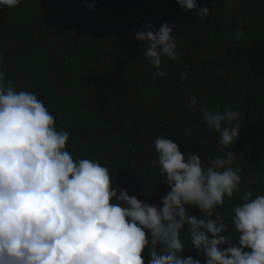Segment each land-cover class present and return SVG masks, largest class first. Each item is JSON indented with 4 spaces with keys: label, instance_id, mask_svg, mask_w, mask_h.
Segmentation results:
<instances>
[{
    "label": "trees",
    "instance_id": "16d2710c",
    "mask_svg": "<svg viewBox=\"0 0 264 264\" xmlns=\"http://www.w3.org/2000/svg\"><path fill=\"white\" fill-rule=\"evenodd\" d=\"M197 4L210 15L199 18L176 0H20L0 7V54L6 79L34 92L57 129L69 133L74 158L99 160L114 186L158 207L168 186L152 164L157 136L207 161L222 152L200 108L238 111L241 130L230 150L242 169L240 191L216 209L232 234V208L242 195H264V0ZM148 23L174 25L178 44V58H164L166 75L156 79L134 34L152 30ZM188 212L200 216L196 207ZM181 239L183 255L203 261L186 231Z\"/></svg>",
    "mask_w": 264,
    "mask_h": 264
},
{
    "label": "clouds",
    "instance_id": "9594fccd",
    "mask_svg": "<svg viewBox=\"0 0 264 264\" xmlns=\"http://www.w3.org/2000/svg\"><path fill=\"white\" fill-rule=\"evenodd\" d=\"M176 3L199 18L210 15L197 0ZM19 4L0 0L8 9ZM144 27L152 30H137L135 38L143 42L153 79L164 77L162 60L179 56L174 25ZM7 71L0 54V264H264V195H242L232 208V234L216 211L240 191L242 169L234 167L237 153L230 150L241 130L238 111L200 108L222 152L207 161L157 136L152 164L168 186L158 207L114 186L99 160L74 158L66 149L69 133L57 129L34 92L17 91ZM196 104L192 97L189 107ZM258 179L264 183V175ZM182 231L203 261L183 255Z\"/></svg>",
    "mask_w": 264,
    "mask_h": 264
}]
</instances>
